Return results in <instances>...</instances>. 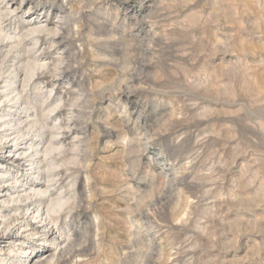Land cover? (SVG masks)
<instances>
[{"label":"rangeland","instance_id":"374dc122","mask_svg":"<svg viewBox=\"0 0 264 264\" xmlns=\"http://www.w3.org/2000/svg\"><path fill=\"white\" fill-rule=\"evenodd\" d=\"M2 29L0 264H264V0H0Z\"/></svg>","mask_w":264,"mask_h":264},{"label":"bare ground","instance_id":"6f19581e","mask_svg":"<svg viewBox=\"0 0 264 264\" xmlns=\"http://www.w3.org/2000/svg\"><path fill=\"white\" fill-rule=\"evenodd\" d=\"M1 33H3V29H2V31H0ZM2 35V34H1ZM9 38H12V36H11V34H6L5 35V37H3V40L1 41V43L2 42H4L6 39H9ZM22 43V42H21ZM17 90H15L14 92H16ZM34 123V122H33ZM8 125V124H7ZM34 125V124H33ZM33 127V126H32ZM35 127V126H34ZM31 129V128H30ZM181 178V177H180ZM179 178V179H180ZM172 179V178H171ZM176 179V178H175ZM183 180V179H182ZM175 181V180H174ZM177 183V182H176ZM181 184H182V182H181ZM180 184V185H181ZM42 190L39 188L37 191H36V193H33V194H29V195H27L26 196V198L24 199V200H19L20 202H28V201H31L32 199H34L37 195L36 194H38V193H40ZM38 201H40L41 203H44V201L42 202V200H39V199H36L35 200V203L36 202H38ZM32 204H34V203H32ZM27 206H29V205H27ZM29 209V208H28ZM51 209V207L49 208L48 207V210H50ZM29 211V210H28ZM3 217H5L4 215H1L0 214V218H3ZM14 221V220H13ZM13 221H11V222H8V223H5V222H3L2 220L0 221V230H2V236H1V241H3V243H6L9 239H11V238H13V236H12V233L15 231L14 229H11V227L13 226ZM23 222H26V220L24 219L23 220ZM26 225L27 226H30V225H32L31 223H29L28 221H27V223H26ZM44 229H45V231H44V236H45V241H49L48 240V237H50V234H53V233H51V231H48V232H46V226H44L43 227ZM11 229V230H10ZM39 232H35L34 234H38ZM32 254V253H31Z\"/></svg>","mask_w":264,"mask_h":264}]
</instances>
